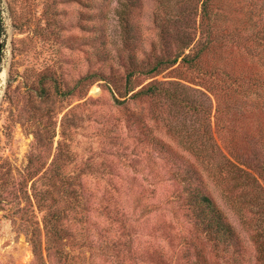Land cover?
<instances>
[{
  "label": "rangeland",
  "instance_id": "obj_1",
  "mask_svg": "<svg viewBox=\"0 0 264 264\" xmlns=\"http://www.w3.org/2000/svg\"><path fill=\"white\" fill-rule=\"evenodd\" d=\"M120 1L0 0V264H264L232 213L245 244L238 254L213 246L180 197L169 157L194 158L169 126L202 134L204 116L199 105L175 111L127 93L134 50L120 37ZM218 4L243 43L263 28L264 0ZM154 7L144 0L132 20L146 50L157 39ZM152 80L189 86L215 135L217 99L187 66L137 75L130 87ZM157 106L166 121L153 118Z\"/></svg>",
  "mask_w": 264,
  "mask_h": 264
},
{
  "label": "trees",
  "instance_id": "obj_2",
  "mask_svg": "<svg viewBox=\"0 0 264 264\" xmlns=\"http://www.w3.org/2000/svg\"><path fill=\"white\" fill-rule=\"evenodd\" d=\"M154 1L152 15L157 39L147 50L141 40L142 26L135 29L132 22L144 10V0H121L115 9L120 37L134 50L124 64L129 67L127 93L133 92V99L157 97L175 111L191 110L199 105L198 111L204 116L202 134L190 132L185 124L181 125V131L169 126L174 136L180 132L179 141L194 158L189 162L177 156L169 157L185 192L180 197L213 246L237 254L245 250L244 238L230 212L264 260V124L261 122L264 120V26L249 32L243 43L239 28L229 31L222 25L227 8L221 7L219 0L217 3V0ZM195 9L199 13V25L193 27L188 16ZM194 30L198 32L193 33ZM246 56L255 58L261 68L253 62V65L246 63ZM185 66L200 80L198 86L212 92L217 99L215 135L206 123L208 108L203 101L193 103L186 92L189 86L181 82L184 79L152 80L137 91L130 87L137 75L154 78ZM157 107L153 118L166 121Z\"/></svg>",
  "mask_w": 264,
  "mask_h": 264
}]
</instances>
